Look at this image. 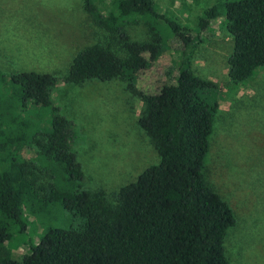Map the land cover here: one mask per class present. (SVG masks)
Masks as SVG:
<instances>
[{"label":"trees","instance_id":"trees-1","mask_svg":"<svg viewBox=\"0 0 264 264\" xmlns=\"http://www.w3.org/2000/svg\"><path fill=\"white\" fill-rule=\"evenodd\" d=\"M84 9L112 42L81 51L63 82L124 80L144 102L138 123L160 161L111 200L103 190H82L84 173L72 150L74 124L52 106L58 78L36 72L7 77L0 71V264H229L225 241L237 220L205 176L219 89L193 72L191 52L199 33L224 16L234 42L229 79L233 85L246 82L264 67V0L219 1L203 12L195 30L153 0H85ZM139 24L148 30L147 41H135L127 31ZM164 53L172 56L174 81L155 94L137 92L140 73ZM46 107L51 124L36 128ZM31 109L37 117L28 119ZM26 149L46 167L63 171L71 189L42 182L35 161L23 156ZM57 204L78 217L79 226L50 229L22 261L13 259L6 248L11 226L25 230L26 211L42 214Z\"/></svg>","mask_w":264,"mask_h":264},{"label":"rangeland","instance_id":"rangeland-1","mask_svg":"<svg viewBox=\"0 0 264 264\" xmlns=\"http://www.w3.org/2000/svg\"><path fill=\"white\" fill-rule=\"evenodd\" d=\"M85 0H0V71L5 76L23 72L51 74L58 78L52 106L75 127L72 150L84 173L82 190L115 192L129 185L160 157L151 139L139 126L144 112L141 97L122 79L92 80L83 86L63 82L75 57L94 44H111L109 33L98 28L84 9ZM180 24L196 29L203 12L230 0H153ZM224 16L200 32L191 52V68L219 89V109L210 137L205 176L230 205L237 224L229 230L225 252L229 264H264V67L240 85L229 79L233 38ZM135 41L150 36L143 24L129 26ZM196 32V31H195ZM177 43L175 49L179 50ZM177 76L172 56L164 53L141 72L137 92L155 94ZM4 88L1 86L0 90ZM27 117H37L31 109ZM52 111L39 112L38 126L49 127ZM35 120V121H36ZM24 158L35 161L42 182L57 189H71L53 165L45 166L34 150ZM78 184V183H77ZM25 230L11 226L6 243L13 259L22 261L31 247L52 228H77L81 220L60 204L42 214H23Z\"/></svg>","mask_w":264,"mask_h":264}]
</instances>
